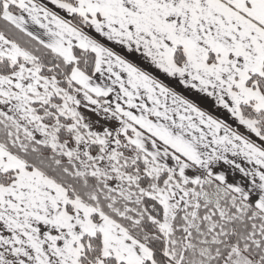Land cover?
<instances>
[{"label":"snow or ice","instance_id":"1","mask_svg":"<svg viewBox=\"0 0 264 264\" xmlns=\"http://www.w3.org/2000/svg\"><path fill=\"white\" fill-rule=\"evenodd\" d=\"M0 264H264V0H0Z\"/></svg>","mask_w":264,"mask_h":264}]
</instances>
